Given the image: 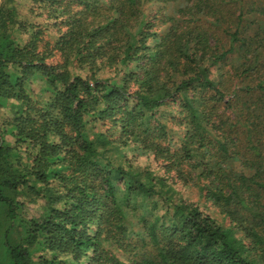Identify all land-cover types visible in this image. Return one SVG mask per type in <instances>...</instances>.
<instances>
[{
	"label": "trees",
	"instance_id": "1",
	"mask_svg": "<svg viewBox=\"0 0 264 264\" xmlns=\"http://www.w3.org/2000/svg\"><path fill=\"white\" fill-rule=\"evenodd\" d=\"M27 1L0 0V264H264V0Z\"/></svg>",
	"mask_w": 264,
	"mask_h": 264
},
{
	"label": "rangeland",
	"instance_id": "2",
	"mask_svg": "<svg viewBox=\"0 0 264 264\" xmlns=\"http://www.w3.org/2000/svg\"><path fill=\"white\" fill-rule=\"evenodd\" d=\"M16 2L19 3V7L21 9V12L23 14V18L24 19H28V20H31L34 19L32 17V14H30L28 12V1L27 0H15ZM46 15H43L42 17H39L37 18V20H39L43 26H47L48 24L51 25V32H50V36L52 38H55L54 36H57L59 34L58 32V27H55L54 23L50 20H46ZM226 69V67L224 68V70ZM216 78L218 79L219 78V74L216 72ZM237 81H235V84H236ZM36 90H38V88H35ZM15 105H17L16 102L14 101H10L8 103V106L6 107H0V123H3L5 122L8 118H12L14 113H15ZM169 109H164L163 114H166L168 113ZM171 126H173L171 124ZM183 132V129H181L180 131V134H182ZM175 139H176V142L178 144H180V137L177 135H175ZM7 140L9 143H13L14 140L11 136H8L7 137ZM177 144V145H178ZM141 164L143 165H147V164H152V168L153 169H158L157 166H156V161H154V159H150L148 160L147 158H144V159H141ZM178 187L180 188V190L183 191L184 189V197L189 199V200H194L195 202H199L200 204V208L205 211V212H208L211 216L215 217L216 219L219 220L220 223L224 224L225 226H230L231 223L230 221L225 217L223 216L219 211H217L215 209V207H213L212 205L210 204H207L205 199L204 198H200L199 196V191L197 189H194L193 187L192 188H187V187H191V186H183L182 184H179ZM29 201V200H28ZM45 202L40 200L38 203H32V204H29L25 213H26V216L29 217V218H34V217H38L41 215L42 213V207L44 206Z\"/></svg>",
	"mask_w": 264,
	"mask_h": 264
}]
</instances>
